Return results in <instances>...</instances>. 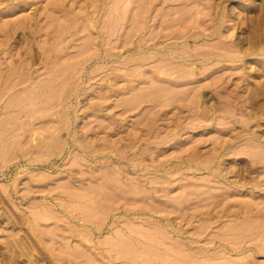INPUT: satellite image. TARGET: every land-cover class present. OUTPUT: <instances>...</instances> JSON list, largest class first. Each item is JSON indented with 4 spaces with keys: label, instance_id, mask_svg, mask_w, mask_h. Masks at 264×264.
Wrapping results in <instances>:
<instances>
[{
    "label": "rangeland",
    "instance_id": "rangeland-1",
    "mask_svg": "<svg viewBox=\"0 0 264 264\" xmlns=\"http://www.w3.org/2000/svg\"><path fill=\"white\" fill-rule=\"evenodd\" d=\"M209 1H0V264H264V0L208 66Z\"/></svg>",
    "mask_w": 264,
    "mask_h": 264
},
{
    "label": "bare ground",
    "instance_id": "bare-ground-1",
    "mask_svg": "<svg viewBox=\"0 0 264 264\" xmlns=\"http://www.w3.org/2000/svg\"><path fill=\"white\" fill-rule=\"evenodd\" d=\"M1 1V0H0ZM9 2V5L11 6L12 10H17V9H23L24 11L26 10V7L30 5V0H7ZM144 3V1H143ZM142 7V6H141ZM29 12V11H28ZM226 16V10L222 7V2L218 1H214V0H210L209 1V7H208V24L206 25V31L207 34H205V39L207 40V42H210L214 39H218V43L215 44H208L207 45V50H206V63L209 66L210 64H212L214 61H216L217 65H219L220 63H223L225 61V56L221 53V51H223V47L226 44L225 41H223L221 39V30L217 28V31H215L214 26L215 25H221V21L223 19V17ZM35 17L34 13L29 12L28 14H26L25 16V20L23 21V24L20 26H16V23L11 25L10 27H7L8 29H6L3 35V44L5 45V49L2 50V54L6 53L5 55L11 56V51L12 49L10 48V43L12 42V40L15 39V36L17 35L18 30L21 29L22 30V38L23 40H27V36L30 33V29H31V20H33ZM217 23V24H216ZM261 22L259 21L258 26H260ZM19 27V28H17ZM216 27V26H215ZM62 32V31H61ZM21 34V33H20ZM127 36V35H126ZM259 32L257 35L253 36V37H248L246 39V42H248V46L244 49V53H248L253 51V49L257 46L258 43H256L257 41H259ZM21 38V37H20ZM89 38V37H88ZM20 40V39H19ZM91 40V39H90ZM25 42V41H24ZM34 44V43H33ZM1 46V45H0ZM88 46V45H87ZM23 48V47H22ZM89 48V47H88ZM226 48V47H225ZM30 49V48H29ZM228 51V50H227ZM25 58L23 61H26L27 56L29 54L28 50H25ZM227 57V56H226ZM230 60V59H229ZM3 64V63H2ZM215 64H213L212 67L216 66ZM1 66V65H0ZM54 66V65H53ZM210 67L209 69L211 71H214L213 68ZM52 68V67H51ZM47 73V72H46ZM24 76V75H23ZM26 76V75H25ZM30 75L26 76L29 77ZM28 79V78H27ZM154 82V81H153ZM239 84V83H238ZM45 86V85H44ZM233 92V91H232ZM220 93V92H219ZM227 93V92H226ZM1 94V93H0ZM48 94V93H47ZM228 94H233V93H228ZM3 95V94H2ZM46 95V94H45ZM235 95V93H234ZM40 97V96H39ZM235 97V96H234ZM228 98V95H227ZM230 99V98H229ZM236 99V98H235ZM10 106V105H9ZM16 116V115H15ZM100 186V185H99ZM96 191V190H95ZM93 192V191H92ZM104 193V192H103ZM220 202V201H219ZM87 207V206H86ZM106 208V207H105ZM253 222V221H252ZM255 222V221H254ZM259 222V221H258ZM247 226V225H246ZM136 229V228H135ZM118 236V235H117ZM158 240V239H157ZM152 241V240H151ZM139 243V242H138ZM166 246V245H165ZM118 248V247H117ZM144 248V247H143ZM147 248V247H146ZM118 250V249H117ZM156 250V249H155ZM124 251V250H123ZM157 251V250H156ZM121 252V251H120ZM240 252V251H239ZM185 253V252H184ZM187 254V253H186ZM128 255V254H127ZM149 260V258H147ZM168 259V258H167ZM189 259V258H188ZM253 259V258H252ZM230 262V261H229ZM226 262V263H229ZM231 264V263H230Z\"/></svg>",
    "mask_w": 264,
    "mask_h": 264
}]
</instances>
